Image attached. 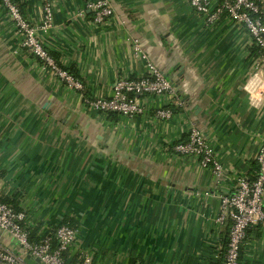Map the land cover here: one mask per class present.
I'll list each match as a JSON object with an SVG mask.
<instances>
[{
  "label": "crops",
  "instance_id": "crops-1",
  "mask_svg": "<svg viewBox=\"0 0 264 264\" xmlns=\"http://www.w3.org/2000/svg\"><path fill=\"white\" fill-rule=\"evenodd\" d=\"M91 1L14 0L78 90L21 46L0 1V194L21 193L39 232L75 220L70 264L86 256L92 264L217 263L222 198L264 147L260 52L243 23L223 13L209 24L192 0H108L116 15L104 23L94 21ZM47 4L53 22L44 30ZM146 52L175 96L145 97L143 114L116 120L86 104L111 98L121 79L143 77ZM167 108L173 117L158 118ZM193 126L212 144L221 180L196 157L168 150ZM247 237L243 255L264 264V224Z\"/></svg>",
  "mask_w": 264,
  "mask_h": 264
},
{
  "label": "built area",
  "instance_id": "built-area-1",
  "mask_svg": "<svg viewBox=\"0 0 264 264\" xmlns=\"http://www.w3.org/2000/svg\"><path fill=\"white\" fill-rule=\"evenodd\" d=\"M0 1L19 28L23 39L21 46L49 65L55 75L69 87L82 89L81 82L61 69L50 57L37 38L36 27L22 17L19 8L12 0ZM217 4L219 6H216ZM191 6L198 14L205 16L209 24H214L223 13H228L233 19L243 23L252 36L254 44L260 49L258 61L264 67V9L259 4V0H192ZM88 8L94 11L96 23H104L116 15L108 0L91 1L88 3ZM253 14L259 16L254 17ZM52 22L53 10L47 4L43 29H51ZM136 47L140 50L141 46L138 44ZM142 59L146 63V74L143 77L121 79L116 82L111 98L86 100V104L103 113L113 112L134 117L145 112L140 104V100L145 97L167 94L175 96L172 83L160 73L148 55L142 53ZM157 117L169 120L173 117V111L169 108L160 109ZM168 150L196 157L203 168L212 169L218 180L223 177V166L216 157L212 144L195 126L190 129L187 141L172 145ZM256 160L260 166L258 178L251 182L246 174L239 175L232 184L231 191L222 198L218 224L226 228L228 223H231L229 244L223 264H239L248 229L253 225L264 224V147L260 149ZM34 228L35 225L26 211L16 212L0 202V264H38L37 260L40 264H70L64 254L76 243L78 230L61 225L55 232L52 230L44 232L43 238L39 242H34L31 239V231ZM4 236L16 243L23 255L8 247L4 242ZM84 264H92V258L86 256Z\"/></svg>",
  "mask_w": 264,
  "mask_h": 264
},
{
  "label": "trees",
  "instance_id": "trees-1",
  "mask_svg": "<svg viewBox=\"0 0 264 264\" xmlns=\"http://www.w3.org/2000/svg\"><path fill=\"white\" fill-rule=\"evenodd\" d=\"M13 3L17 6V4L14 2V0H12ZM260 4V2H259ZM18 7V6H17ZM19 8V7H18ZM20 9V8H19ZM254 17H258L259 15L257 14H253ZM255 53L256 52H260V49L259 47H255ZM48 52V51H47ZM48 54L50 55V57L55 61V63L63 70H65L58 62L57 58L52 55L50 52H48ZM67 71V70H66ZM69 72V71H67ZM70 73V72H69ZM71 74V73H70ZM73 75V74H72ZM76 79L77 77L74 76ZM108 114V117L110 119H113V120H116L119 116V114L117 113H113V112H110V113H107ZM259 172H260V166H259V163L257 161H254L252 162L251 164V170H250V173L248 174V178L251 182H254L257 178H258V175H259ZM22 200H23V195L19 192H17L15 195L13 196H5L3 194H0V202L8 205L9 207H11L12 209H14L16 212H20V211H23L22 208H21V203H22ZM61 225H66V226H69L71 227L72 229L74 230H77L78 229V225L76 223L75 220H73L72 218H65L61 224H59L58 226H61ZM57 226V227H58ZM56 227V228H57ZM230 227H231V223L229 222L228 223V227L225 228L223 234H222V252H221V258L220 260L217 262V263H212V264H223L224 262V254H225V251L227 249V246L229 244V235H230ZM56 228H54L52 230V232H55ZM39 229V227H38ZM37 228H34L32 231H31V239L32 241L34 242H39L41 240V238H43V234L44 232H39ZM249 230V229H248ZM247 236H248V231H247ZM248 239V237H247ZM246 239V241H247ZM54 246H56V241H54ZM64 257L68 258V253H65L64 254ZM68 261V260H67ZM82 263V262H81ZM135 262H132V264H134ZM239 264H249V260L247 258H245V256L243 255V249L241 251V256H240V263Z\"/></svg>",
  "mask_w": 264,
  "mask_h": 264
},
{
  "label": "water",
  "instance_id": "water-1",
  "mask_svg": "<svg viewBox=\"0 0 264 264\" xmlns=\"http://www.w3.org/2000/svg\"><path fill=\"white\" fill-rule=\"evenodd\" d=\"M141 48L143 47L141 44H140ZM144 50V48H142ZM147 53V52H146ZM148 57L150 58V60L156 65V67L158 68V70L160 71L161 74H163L171 83V79L169 78V75H167L161 68H160V65L157 63V61H155L153 58L150 57L149 53H147ZM173 87L175 88V85L172 83ZM37 263L40 264V261L37 260Z\"/></svg>",
  "mask_w": 264,
  "mask_h": 264
}]
</instances>
